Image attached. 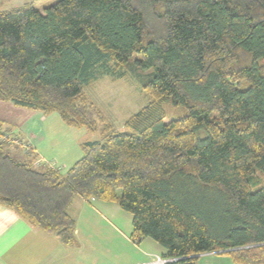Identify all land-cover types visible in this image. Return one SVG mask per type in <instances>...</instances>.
Returning a JSON list of instances; mask_svg holds the SVG:
<instances>
[{
	"label": "trees",
	"instance_id": "1",
	"mask_svg": "<svg viewBox=\"0 0 264 264\" xmlns=\"http://www.w3.org/2000/svg\"><path fill=\"white\" fill-rule=\"evenodd\" d=\"M152 70L151 102L126 130L102 120L85 87L113 62ZM114 72V71H113ZM248 83L247 88L244 84ZM0 100L99 131L65 174L10 156L0 142V204L75 242L74 196L117 202L130 239L168 264L226 251L264 264V0H58L0 11ZM187 113L166 121L164 103ZM100 114V116H99ZM100 117L98 121L97 118ZM255 185V184H254Z\"/></svg>",
	"mask_w": 264,
	"mask_h": 264
},
{
	"label": "crops",
	"instance_id": "2",
	"mask_svg": "<svg viewBox=\"0 0 264 264\" xmlns=\"http://www.w3.org/2000/svg\"><path fill=\"white\" fill-rule=\"evenodd\" d=\"M54 114L45 115L41 111L0 100V125L12 131L18 139V142L5 143V151L15 159L33 163L39 170L49 167L43 165V161L52 164L54 161L63 168L69 167L66 171L61 170L65 174L82 158V144L89 140L78 136L82 128L66 127L62 119L59 121L52 117ZM37 161L42 164H36ZM118 206L117 202L74 196L68 212L76 220L75 242L66 245L57 234L42 230L0 204V264H89L91 258L97 259L95 251L98 250L95 248L103 245L101 240L108 237L109 241L115 239L118 245L123 246L115 245L107 250L123 264H155L153 261L158 256L164 257L166 249L151 238L136 244L129 234H123L107 217L123 222L122 209ZM102 227L111 229V233H102ZM84 247L91 250L84 253ZM196 257L195 264H237L222 251Z\"/></svg>",
	"mask_w": 264,
	"mask_h": 264
},
{
	"label": "rangeland",
	"instance_id": "3",
	"mask_svg": "<svg viewBox=\"0 0 264 264\" xmlns=\"http://www.w3.org/2000/svg\"><path fill=\"white\" fill-rule=\"evenodd\" d=\"M57 1L58 0H0V11L14 7H20L27 3H33L35 6L44 9L45 7ZM139 57V54L135 53L130 58L126 68L121 71L123 74L122 77L117 75L119 72L117 71V68L113 62L106 63L104 67H98L97 71L100 74L104 72L103 70H105V72L109 71V74L93 80L85 87V95L88 98L87 102L93 103L96 111L97 109L100 110L101 116L103 117L102 120L105 119L106 122L112 123L120 130H126V121L151 102V96L143 89V84L149 80L152 70H143L137 67L135 65V61L136 59H139ZM248 85L249 84L246 83L243 87L247 88ZM164 109L168 114L166 121L181 116L183 113H187L185 108L174 106L171 101L164 103ZM52 117H56L59 119V121H62L58 113H55ZM97 119L99 121L100 117ZM82 129V132L78 134L82 140H101V135L99 132L92 133L85 128ZM53 165L62 171H66L69 168H63L59 165H56L54 161ZM254 181L255 185H252L253 191L263 186L264 174L257 171L254 174ZM118 209L121 210L119 206ZM121 211L123 214V222L113 219L106 213L105 214L108 218H111V220L116 226H118L119 230L122 231L123 234H129L128 236L130 238L133 230L132 214L123 209ZM101 232L108 235L111 233V229H104L102 227ZM108 238L105 240L102 239L101 241H103V245H101L99 248H95L98 250L95 251V253H97V259L95 260L91 258L89 264H123V262L117 260V258L114 256V253L107 251L109 248L115 245L121 248H123V246L118 245L117 242H115V239H113L111 242ZM83 250L84 253H88L91 248L84 247Z\"/></svg>",
	"mask_w": 264,
	"mask_h": 264
},
{
	"label": "built area",
	"instance_id": "4",
	"mask_svg": "<svg viewBox=\"0 0 264 264\" xmlns=\"http://www.w3.org/2000/svg\"><path fill=\"white\" fill-rule=\"evenodd\" d=\"M16 136L14 135V133L12 131H9L8 128L4 127L3 125H0V142L2 143H10V142H18V139L15 138ZM36 164L41 165L42 162L37 161ZM47 165L49 167H54V165L50 162H45L43 161V165ZM92 200L94 198H91ZM177 258H163L158 256L153 263L155 264H168L171 262H175L177 261Z\"/></svg>",
	"mask_w": 264,
	"mask_h": 264
},
{
	"label": "water",
	"instance_id": "5",
	"mask_svg": "<svg viewBox=\"0 0 264 264\" xmlns=\"http://www.w3.org/2000/svg\"><path fill=\"white\" fill-rule=\"evenodd\" d=\"M222 252H226V251H222Z\"/></svg>",
	"mask_w": 264,
	"mask_h": 264
}]
</instances>
